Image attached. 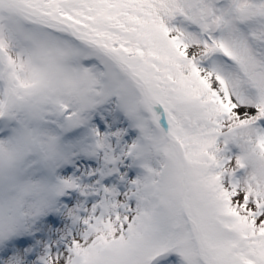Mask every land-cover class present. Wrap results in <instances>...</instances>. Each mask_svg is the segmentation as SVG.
Returning <instances> with one entry per match:
<instances>
[{
	"label": "snow or ice",
	"instance_id": "obj_1",
	"mask_svg": "<svg viewBox=\"0 0 264 264\" xmlns=\"http://www.w3.org/2000/svg\"><path fill=\"white\" fill-rule=\"evenodd\" d=\"M0 264H264V0H0Z\"/></svg>",
	"mask_w": 264,
	"mask_h": 264
}]
</instances>
